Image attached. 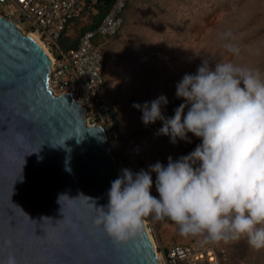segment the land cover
<instances>
[{
  "label": "water",
  "instance_id": "obj_1",
  "mask_svg": "<svg viewBox=\"0 0 264 264\" xmlns=\"http://www.w3.org/2000/svg\"><path fill=\"white\" fill-rule=\"evenodd\" d=\"M48 69L38 43L0 17V264H158L145 227L117 243L93 226L91 201L106 205L121 171L103 128L49 92Z\"/></svg>",
  "mask_w": 264,
  "mask_h": 264
},
{
  "label": "clouds",
  "instance_id": "obj_2",
  "mask_svg": "<svg viewBox=\"0 0 264 264\" xmlns=\"http://www.w3.org/2000/svg\"><path fill=\"white\" fill-rule=\"evenodd\" d=\"M175 96L190 105L186 113L182 103L166 117L163 94L133 107L142 110L145 125L161 121L159 133L171 143H191V133L200 144L176 160L169 156L167 165L157 161L137 173L121 169L110 182L108 203L96 207L91 201L93 226L122 243L143 230L145 218H167L185 237L206 243L245 238L254 250L264 249V78L231 61L210 68L204 60L176 83ZM153 172L158 198L151 195ZM3 264L17 262L9 255Z\"/></svg>",
  "mask_w": 264,
  "mask_h": 264
},
{
  "label": "rangeland",
  "instance_id": "obj_3",
  "mask_svg": "<svg viewBox=\"0 0 264 264\" xmlns=\"http://www.w3.org/2000/svg\"><path fill=\"white\" fill-rule=\"evenodd\" d=\"M122 16L117 33L96 39L95 45L113 105V129L106 141L119 170L137 173L148 171L157 161L167 165L169 156L176 160L187 155L201 141L188 133L191 143H171L159 133L161 121L142 122V110L133 107L134 102L142 108L163 94L169 101L163 106L166 117H172L182 103L186 113L190 105L175 96L176 83L186 73L195 74L204 60L210 68L231 61L258 70L264 78V0H127ZM78 35L75 29L68 38L73 41ZM58 43L68 46L69 40L60 37ZM151 175V195L158 198L156 174ZM144 221L155 250L170 244H205L222 250L225 264H264V249L254 250L245 238L206 243L203 237L182 236L167 218L149 216Z\"/></svg>",
  "mask_w": 264,
  "mask_h": 264
},
{
  "label": "built area",
  "instance_id": "obj_4",
  "mask_svg": "<svg viewBox=\"0 0 264 264\" xmlns=\"http://www.w3.org/2000/svg\"><path fill=\"white\" fill-rule=\"evenodd\" d=\"M95 0H0V17L22 34L33 33L52 57L46 85L53 96L67 93L82 111L86 126L112 128V102L104 88L102 58L95 36L113 35L121 24L126 0H114L99 24L77 37L74 47L63 48L58 39L70 37L81 25L82 13ZM19 23H24L21 28ZM158 264H225L224 252L209 245L170 244L156 250Z\"/></svg>",
  "mask_w": 264,
  "mask_h": 264
},
{
  "label": "trees",
  "instance_id": "obj_5",
  "mask_svg": "<svg viewBox=\"0 0 264 264\" xmlns=\"http://www.w3.org/2000/svg\"><path fill=\"white\" fill-rule=\"evenodd\" d=\"M113 1L114 0H95V2L82 13L81 25L79 28L76 29V30H78V34L80 35L81 33L85 32V31L94 29L99 24L102 17L107 12V10L109 9V7ZM124 6H125V4H124ZM124 6L121 9L120 17L122 15V11L124 9ZM122 19H123V16L121 18V24H122ZM121 24H120V26H121ZM120 26H119V28H120ZM118 29H117V31H118ZM117 31L113 35L95 36L92 38V42L95 45L96 39L112 37L117 33ZM61 37L67 38L69 40L68 46L60 45L61 47L68 48V47H74L76 45L77 38L74 39L73 41H71L70 38H68V37H64V36H61ZM101 58H102V56H101ZM102 68H103V60H102ZM102 76H103V74H102ZM112 113H113V108H112ZM112 118H113V115H112Z\"/></svg>",
  "mask_w": 264,
  "mask_h": 264
},
{
  "label": "bare ground",
  "instance_id": "obj_6",
  "mask_svg": "<svg viewBox=\"0 0 264 264\" xmlns=\"http://www.w3.org/2000/svg\"><path fill=\"white\" fill-rule=\"evenodd\" d=\"M28 36H30L31 38H33V39L38 43V45H39V46L42 48V50L44 51V53H45V55H46L48 61L51 62L52 57H51V55L49 54V51H48V50H47V49L41 44V42H40L39 39L35 36V34H33V33H29ZM144 227H145V231H146V233H147V236H148V238H149V240H150V242H151V246H152V248H153L154 255L157 257L158 255H157L156 250H155V244H154V241H153V239H152V237H151V235H150V233H149V231H148V228H147V226H146V224H145V221H144Z\"/></svg>",
  "mask_w": 264,
  "mask_h": 264
}]
</instances>
